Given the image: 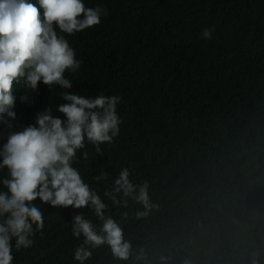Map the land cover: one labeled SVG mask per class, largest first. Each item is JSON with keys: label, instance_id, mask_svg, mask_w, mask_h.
<instances>
[{"label": "trees", "instance_id": "obj_1", "mask_svg": "<svg viewBox=\"0 0 264 264\" xmlns=\"http://www.w3.org/2000/svg\"><path fill=\"white\" fill-rule=\"evenodd\" d=\"M35 2V0H33ZM108 15L91 29L67 37L83 61L70 91L118 96L124 125L119 141L88 145L77 165L85 181L103 197L118 172L128 167L135 184L150 183L153 209L112 206L134 253L148 264H264V0H85ZM214 28L211 39L202 37ZM255 96L242 90L239 79ZM56 86L35 93L15 84L19 125L62 101ZM22 97L27 99L22 100ZM7 129L0 125V147ZM105 172L108 181L95 177ZM4 172H0V177ZM45 227L34 244L14 250V264H79L72 236L73 209L38 205ZM128 212L122 219L121 213ZM86 264H137L135 256L115 260L107 245Z\"/></svg>", "mask_w": 264, "mask_h": 264}, {"label": "clouds", "instance_id": "obj_2", "mask_svg": "<svg viewBox=\"0 0 264 264\" xmlns=\"http://www.w3.org/2000/svg\"><path fill=\"white\" fill-rule=\"evenodd\" d=\"M107 10L97 5L89 7L85 0H0V125L7 129L6 142L0 147V264H14V250L33 246L32 237L45 227L44 211L38 205L88 209L74 213L72 236L82 242L74 249L73 259L86 264L93 251L107 245L113 258L127 261L135 256L137 264H148L143 249L134 253L131 241L125 239L121 222L109 214L110 205L127 207L131 198L141 208L135 219L147 218L158 206L153 203L145 180L135 184L134 174L122 168L113 178L112 186L103 197L87 183L77 165L81 155L87 161L88 145L101 153V145L119 141L124 125L117 108L121 98L115 95H81L70 91L73 81L66 73L75 74L83 61L67 37L102 23ZM214 28H205L202 37L211 39ZM254 77L239 79L248 96L256 92L247 83L256 84ZM37 92L43 84L56 86L62 103L39 111L33 123L17 125L15 84ZM22 100L27 97H22ZM107 182L105 172L95 177ZM122 219L128 212L121 213ZM165 264L166 257H161ZM185 264H191L186 260ZM252 264H258L253 253Z\"/></svg>", "mask_w": 264, "mask_h": 264}]
</instances>
